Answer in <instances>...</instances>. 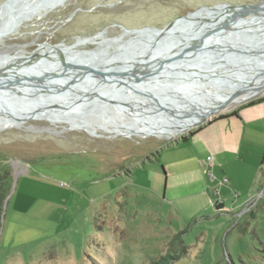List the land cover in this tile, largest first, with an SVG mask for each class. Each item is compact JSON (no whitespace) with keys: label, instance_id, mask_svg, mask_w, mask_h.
I'll list each match as a JSON object with an SVG mask.
<instances>
[{"label":"rangeland","instance_id":"374dc122","mask_svg":"<svg viewBox=\"0 0 264 264\" xmlns=\"http://www.w3.org/2000/svg\"><path fill=\"white\" fill-rule=\"evenodd\" d=\"M6 1L0 0V8ZM52 1H15L12 19L0 31V69H15L28 60L35 67L59 62L55 51L44 56L52 47L64 61L86 59L99 50L112 55L134 37L121 27L161 29L199 7L252 6L264 0H60L43 5ZM60 91L53 88L55 98ZM260 95L242 112L249 119L237 152H220L209 166L192 141L166 147L180 136L172 141L106 130L103 122L115 123L111 113L136 123L173 118L137 94L113 100L115 106L89 99L93 102L81 105L76 117L58 124L40 111L0 129V264H151L166 253L180 256L171 264H264ZM0 97L19 109L7 114L0 99V120L22 115L26 92L9 89ZM70 98L62 97L61 104ZM175 103L191 117L188 105ZM89 108L94 114L86 113ZM259 131L262 141L255 148ZM194 167L204 172V192L181 198L164 193L167 174ZM215 202L222 208L215 210ZM181 231L183 251L169 245Z\"/></svg>","mask_w":264,"mask_h":264},{"label":"water","instance_id":"95a60500","mask_svg":"<svg viewBox=\"0 0 264 264\" xmlns=\"http://www.w3.org/2000/svg\"><path fill=\"white\" fill-rule=\"evenodd\" d=\"M178 23L181 27L173 29ZM121 29L124 35L133 34L134 37L121 45L122 50L116 54L108 55L99 50L88 54L86 59H77L75 56L64 61L63 54L55 51L65 75L72 72L77 78L93 77L99 81L94 89L87 91L75 89V84L69 82L59 86V89L84 96L80 102L85 99H101L113 106L112 101L120 100L123 96L141 95L158 104L162 109L159 114H170L175 119L190 115L185 112L184 106L175 105V98L184 94L183 97L188 96L186 100L191 104L188 108H193L191 114L200 119L184 128L181 135H177L180 136L179 140L183 137L182 134L191 137L193 129L206 126L212 119L231 113L261 96L249 94L264 85V1L252 6L220 4L199 7L161 29ZM113 62L117 64L116 70L103 71ZM32 67L35 65L32 64ZM34 69L28 68L26 73L31 76ZM9 73L12 71H0V79L9 78ZM58 74L48 73L47 82H55L50 77ZM11 77H16L21 85L32 90L34 88L38 91L40 87L37 86L42 84L40 79L33 81L28 79L29 76H19L17 73ZM8 82L4 86L7 89L13 88ZM116 86H119L118 89ZM108 88L114 90L113 93H108L115 99L107 98L108 93H103ZM205 90L226 97L223 101L214 99L216 105L204 112L193 101L198 93ZM159 98L160 102L157 101ZM0 99L3 101L1 106L5 109L2 111L7 114L19 110L5 101V98ZM71 104L68 103L67 107ZM200 106L206 108L204 105ZM174 138L167 140L174 141Z\"/></svg>","mask_w":264,"mask_h":264},{"label":"bare ground","instance_id":"6f19581e","mask_svg":"<svg viewBox=\"0 0 264 264\" xmlns=\"http://www.w3.org/2000/svg\"><path fill=\"white\" fill-rule=\"evenodd\" d=\"M15 1H17V0H7L1 6L0 18H2L3 22L0 26V31L4 28L6 23L12 19V14H14V13H13V10H11V8L13 7V4L15 3ZM59 1L60 0H54L51 3H47V4H43V5L52 6V5L58 4ZM6 11H8V12L6 13V17H5ZM200 14L202 15V13H200ZM180 27H181V24L178 23L173 27V29H179ZM121 50L122 49L120 48L118 51H121ZM54 51L57 52L59 50L52 47L50 49V51L47 52L45 55L53 53ZM44 56H41V57H44ZM31 59H33L34 61H39L41 58L40 57H32ZM58 60H59V62L48 63L47 65H44V63L41 62L40 64L43 65V67H32L31 65H27V63H22V64L17 65L15 69H13L11 67H8L7 69H0V71H5V70L7 72H8V70L12 71V73H11L12 75L10 73H9L10 76L8 75L9 78L0 79V92H2V94H4V95L8 94L9 89H7V87L4 86L6 81L7 82L9 81L8 85H11L13 87L11 89L18 91L19 94L20 93L23 94V91L26 92V99L20 101L21 104L19 106L23 110L22 115L20 117L1 119L0 120V129L15 127L18 124H20L24 121H27L32 116H35L40 111H42V113L40 114L41 116L45 117V119L49 120L50 122H52L54 124H58L61 121H69L71 116H75V117L77 116V114L80 112L79 107L81 105H84V104L90 105V103L93 102V101H89V99H85L83 102H80L81 99L84 98V96L80 95L79 93L75 94V93H71L69 91L59 92V94H58L59 99H57L54 97L55 95L52 92L53 90H48V89H52L55 87H59L65 83L69 82L71 84H75V89L79 88V89L87 91L90 89H94L96 84L99 82L98 78L82 77V76L77 78L75 74L70 73V72H68L65 75L63 73L64 67L62 66L60 59H58ZM28 68H32V69L35 68L34 69L35 71L31 76L29 75V73H26ZM116 68H118L117 64L113 62L109 66L105 67L104 68L105 70H103V71L106 72V71H109V69L116 70ZM13 72H14V74L17 73V75H19V76H20V74L25 75V76H29L28 79L33 80V81H35L34 79H38V80L40 79V82L43 85L41 84V85L37 86V87H40L38 91L35 90L34 88L32 90L28 86L21 85L18 82V79L16 77L12 78L11 76H14ZM48 73H53V74L59 73L58 75H55V77H50L51 81L53 80L55 82H50V83L47 82L49 80L46 78L48 76L47 75ZM5 79H9V80H5ZM118 87L119 86H116V89H118ZM121 88H123V87H121ZM113 91H112V88H108V91L106 90L103 93H108V92L113 93ZM206 91L207 90H205L201 93H198V95L195 98V101H193V102H195L196 106L199 107V110H203L204 112L206 111V109L212 108V107H214V105H216L214 102V99L220 100V101L224 100V98L221 97V95L219 96V95H216L215 93H212V92L209 93ZM120 92H122V91H120ZM110 93H108V95L106 96L107 98L109 97ZM182 93H184V92H182ZM262 93H264V85H260V87L253 90L249 95L250 96H254V95L258 96ZM64 96L65 97L70 96L72 98V99L70 98L71 100L68 101V103H70V104L72 103L71 106L67 107L68 103L66 104V106L61 104L60 100ZM75 96H78V97L75 98ZM181 96L182 95L177 96L176 98L174 97L176 99V102L182 103V104H185V105H188L189 107H191L190 101L186 100L187 99L186 97H188V96L183 97L184 94L182 97ZM74 99H77V102H74ZM16 103H18V102H16ZM200 104L206 106V108L201 107ZM76 105H80V106L74 107ZM46 106H53L54 110L52 108V110H53L52 111L51 109H49ZM191 109L193 110V108H191ZM43 112H45V113H43ZM86 113L87 114H94V109L89 108L86 110ZM99 115H101V114H99ZM110 115L113 117L112 119L115 120L114 121L115 123H111L109 121L103 122V123H105V126H104L105 129L108 130L109 132L114 131V132H118L121 135H133V136H139V137L154 136L157 138H166V139L181 134L183 132L184 128H187L188 126H192L196 121H198L200 119L199 116L191 115V117H189V118L180 117L177 119H175V118L162 119V117H161V119L154 118L151 122L136 123V122L131 121V120L130 121L129 120H126V121L118 120L117 118L120 117V114H118V113H111ZM80 125L84 128H87V129L90 128V127H88L89 123H87L85 121H81Z\"/></svg>","mask_w":264,"mask_h":264},{"label":"crops","instance_id":"0c3cea01","mask_svg":"<svg viewBox=\"0 0 264 264\" xmlns=\"http://www.w3.org/2000/svg\"><path fill=\"white\" fill-rule=\"evenodd\" d=\"M251 106H244L237 109L236 115L227 116L221 119H214L210 122V124L203 126L199 131L191 137H188L184 142L173 143L168 146H177L192 141L195 144L197 153L202 157V159H205V162L209 166V164H212L215 160L214 155L223 151L237 152L238 143H240V140L244 137L245 131L242 132V130H245L246 127L244 122H246V119H249V115H244L242 112ZM249 130L254 133L255 131L253 130H255V127ZM261 141L262 131H259L258 142L255 148L258 146L260 147ZM207 157H211V161L207 162ZM163 172L165 171L163 170ZM205 185L204 172L200 167H194L167 174V176H165L164 193L167 192L170 198L192 196L204 192L206 190Z\"/></svg>","mask_w":264,"mask_h":264},{"label":"trees","instance_id":"16d2710c","mask_svg":"<svg viewBox=\"0 0 264 264\" xmlns=\"http://www.w3.org/2000/svg\"><path fill=\"white\" fill-rule=\"evenodd\" d=\"M256 102H250L248 103L247 105L245 106H251V105H254ZM244 107V106H242ZM236 110L231 112V113H228L226 115H221L215 119H221V118H225L227 116H232V115H236ZM214 120V119H212ZM201 128L195 130V131H192L191 132V135L195 134L198 130H200ZM188 137H182L178 142H184ZM263 161H264V148H263V153H262V156H261V159H260V162H259V165L261 166L263 164ZM214 208L217 210V209H220L222 208V203H217L215 202L213 204ZM185 231H181L179 232L178 234L174 235L170 242H169V245L172 247V246H175L176 244L177 245H180L181 246V251H183L185 249V247L182 245V240H181V236L182 234H184ZM179 254H169V253H166L160 257H158L157 259H155L154 261L151 262V264H171L172 262L174 261H177L179 259Z\"/></svg>","mask_w":264,"mask_h":264},{"label":"flooded vegetation","instance_id":"af4514ba","mask_svg":"<svg viewBox=\"0 0 264 264\" xmlns=\"http://www.w3.org/2000/svg\"><path fill=\"white\" fill-rule=\"evenodd\" d=\"M214 119H215V118H214ZM199 128H202V127H199ZM199 128H197V129H199ZM197 129H195V130H197ZM195 130H194V131H195ZM198 131H199V130H198ZM183 137H187V136H183ZM178 141H179V140H178ZM173 143H175V142H173ZM173 143L170 142V144H173ZM170 144H166V145L168 146V145H170Z\"/></svg>","mask_w":264,"mask_h":264},{"label":"built area","instance_id":"2783aa9c","mask_svg":"<svg viewBox=\"0 0 264 264\" xmlns=\"http://www.w3.org/2000/svg\"><path fill=\"white\" fill-rule=\"evenodd\" d=\"M206 161L207 162L211 161V157H207Z\"/></svg>","mask_w":264,"mask_h":264}]
</instances>
